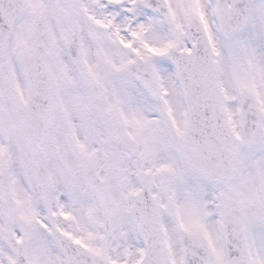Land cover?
I'll use <instances>...</instances> for the list:
<instances>
[{"label": "snow or ice", "instance_id": "6c2138e0", "mask_svg": "<svg viewBox=\"0 0 264 264\" xmlns=\"http://www.w3.org/2000/svg\"><path fill=\"white\" fill-rule=\"evenodd\" d=\"M0 264H264V0H0Z\"/></svg>", "mask_w": 264, "mask_h": 264}]
</instances>
